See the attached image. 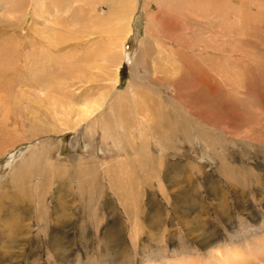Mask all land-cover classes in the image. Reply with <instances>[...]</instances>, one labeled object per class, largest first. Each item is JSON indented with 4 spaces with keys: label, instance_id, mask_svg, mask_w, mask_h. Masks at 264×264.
Instances as JSON below:
<instances>
[{
    "label": "rangeland",
    "instance_id": "374dc122",
    "mask_svg": "<svg viewBox=\"0 0 264 264\" xmlns=\"http://www.w3.org/2000/svg\"><path fill=\"white\" fill-rule=\"evenodd\" d=\"M50 1L0 0V264H264V0Z\"/></svg>",
    "mask_w": 264,
    "mask_h": 264
},
{
    "label": "bare ground",
    "instance_id": "6f19581e",
    "mask_svg": "<svg viewBox=\"0 0 264 264\" xmlns=\"http://www.w3.org/2000/svg\"><path fill=\"white\" fill-rule=\"evenodd\" d=\"M20 1V0H19ZM21 2H19V4H20ZM44 3V2H43ZM49 5V7L51 8H53V9H55V4H53V0H51L50 1V3L48 4ZM136 7V6H135ZM134 7V8H135ZM47 9V8H46ZM57 9H61L60 8V6H59V4H58V6H57ZM131 22V21H130ZM129 34H131V32H129L128 31V33H127V36L126 37H128L129 36ZM121 44L123 45V42L121 41ZM5 55V54H4ZM12 55V54H11ZM131 57L132 56H130V55H128V61L130 62L131 61ZM8 60V59H7ZM4 61V59L2 60V62ZM2 64V63H1ZM116 77L115 78H113L114 79V81L115 82H113V83H115V84H117L118 82H119V75H118V73H119V70H120V62L118 63V65H116ZM131 84V83H130ZM129 84V85H130ZM128 89V88H127ZM127 91H130V93L131 94H133V96H134V98L135 99H137L138 98V92H137V90H136V88L133 86V85H130V90H127ZM126 91V92H127ZM122 95H120V97H121ZM139 99V98H138ZM105 100V99H104ZM84 110L83 111H79V114H78V116H77V120L79 121V124L80 123H82V122H84V121H86L87 119H89L96 111H97V108L96 107H99V106H96V105H94V104H92V103H86L84 106ZM99 110V109H98ZM71 114V113H70ZM76 126V125H75ZM107 134V133H106ZM20 172V171H19Z\"/></svg>",
    "mask_w": 264,
    "mask_h": 264
},
{
    "label": "crops",
    "instance_id": "0c3cea01",
    "mask_svg": "<svg viewBox=\"0 0 264 264\" xmlns=\"http://www.w3.org/2000/svg\"><path fill=\"white\" fill-rule=\"evenodd\" d=\"M257 115H259V114H257ZM252 118H254L255 116H254V114H253V116H251ZM248 123V126L247 125H245V127H246V129H245V131H242L241 132V130H240V132L239 133H236L237 134V136L239 135L240 137H244L245 135V137L247 138V136L249 137V138H251L250 140H251V142L252 141H255L256 143H261V144H264V121H258L257 123L256 122H254V119H252L250 122L248 121L247 122ZM256 125V127L257 126H259V125H262V127H263V129H262V134H260L259 133V131H256V129L254 128V126ZM233 133H234V131H233ZM235 134V135H236ZM244 134V136H242V135ZM238 136V137H239ZM237 137V138H238ZM239 139V138H238ZM233 173L235 174V176H236V171H234V167H233ZM244 176H240V175H237V179H241L242 181L244 180V178H243ZM240 181V180H239Z\"/></svg>",
    "mask_w": 264,
    "mask_h": 264
}]
</instances>
